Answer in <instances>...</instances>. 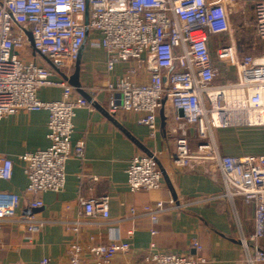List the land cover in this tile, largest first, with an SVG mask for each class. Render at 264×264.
<instances>
[{
  "label": "built area",
  "instance_id": "2783aa9c",
  "mask_svg": "<svg viewBox=\"0 0 264 264\" xmlns=\"http://www.w3.org/2000/svg\"><path fill=\"white\" fill-rule=\"evenodd\" d=\"M247 5L252 8L255 35L264 40V0H0V122L43 110L49 142L44 150L18 157L27 185L21 196L0 192V229L16 217L22 200L37 210L43 206L44 193L61 192L68 161H79L85 170L84 142L71 141L73 119L76 110L88 107L80 92L103 91L121 99L118 107L109 110L110 117L117 109L133 114L136 123L148 129L150 140L160 131L165 103L175 122L193 129L194 148L182 132L175 140L174 169L186 171L198 162L206 176L221 183L222 198L252 206L253 233L242 236L240 243L248 264L264 263V252L256 246L264 235V153L223 155L214 138L216 130L264 127V57L256 59L222 43L230 31V17ZM89 35L90 45L104 53V71L93 86L77 90L68 79ZM147 57L152 58L154 71L146 83L138 84L134 78ZM121 64L126 65L123 72L111 81ZM44 87L60 88L61 98L42 101L38 92ZM156 158L144 154L131 158L126 168L130 192L162 190ZM12 166L0 154V180L11 179ZM109 201L108 196L78 198L75 218L64 206L62 226L68 239L44 245L38 264H50L53 258L67 264H116L117 257L129 256L127 240L99 234V226L108 219ZM173 208L170 200L151 201L130 208L129 215L146 216L156 223ZM20 223L30 234L45 227L33 216ZM190 248L193 253L158 252L151 241L142 252V263L206 264L195 239Z\"/></svg>",
  "mask_w": 264,
  "mask_h": 264
},
{
  "label": "crops",
  "instance_id": "0c3cea01",
  "mask_svg": "<svg viewBox=\"0 0 264 264\" xmlns=\"http://www.w3.org/2000/svg\"><path fill=\"white\" fill-rule=\"evenodd\" d=\"M91 37L89 35L86 39L71 74L72 77L75 69H78L80 86H93L104 71V53L100 48L90 45ZM125 66H117L110 80L113 81L116 75L121 74ZM153 71V60L147 57L146 65L134 80L138 84L146 83ZM221 79L223 82H236V78ZM38 95L45 102L59 100L61 89L44 87ZM91 103H88L87 108L76 110L71 140L72 143L78 140L84 142L85 170H82L79 161H68L62 191L44 193L40 209L32 211L22 200L16 217L4 223L0 229V264H38L44 254V245L59 244L68 239L62 226L64 206L70 207L68 215L75 218L78 198L101 196H108L110 201L108 219L99 226V234L104 239L127 240L131 247L129 256L117 257L116 264H143L142 252L151 241L156 244L155 250L158 252L193 253L190 248L192 239L202 246L201 254L206 264H248L240 239L253 233L252 206L239 201L230 204L222 198L221 183L206 176L198 162L186 171H177L173 167L172 156L177 136L180 132L184 133L194 148L196 141L193 129L175 122L173 111L165 103L161 111L163 119L159 124L160 131L154 140H150L148 129L137 124L133 114L117 109L112 119L120 127L103 115V112L108 114L109 110L119 106L121 99L118 94L110 96L103 91L93 92ZM46 123L47 112L43 110L12 115L0 122V154L5 155L13 164L11 179L0 180V192L21 196L27 179L24 165L18 161V157L48 147ZM130 138L138 142L140 147ZM214 138L223 155L264 153V141L259 143L264 140L261 128L216 130ZM248 138L255 139L253 146L257 147V152L251 153L249 145L243 142ZM143 150L157 157L176 196V203L173 202L175 208L164 212L156 223L146 216L129 215L130 208L151 201H172L163 177V187L158 192L129 191L126 168L133 156L145 155ZM30 216L44 222L45 227L33 234L27 233L26 225L20 222ZM152 230L156 232L154 236L150 234ZM129 231L132 232L131 236L127 234ZM256 246L264 252V235L256 242ZM251 249L250 253L253 254ZM50 264L67 263L64 259L53 258Z\"/></svg>",
  "mask_w": 264,
  "mask_h": 264
},
{
  "label": "rangeland",
  "instance_id": "374dc122",
  "mask_svg": "<svg viewBox=\"0 0 264 264\" xmlns=\"http://www.w3.org/2000/svg\"><path fill=\"white\" fill-rule=\"evenodd\" d=\"M222 43L232 45L238 52L250 54L256 59L264 57V40L255 35L251 6L242 7L238 13L230 17V31L222 39ZM261 129L264 131V127ZM263 141L262 139L259 143ZM243 142L249 145L251 153L257 152V147L253 146L255 139L248 138Z\"/></svg>",
  "mask_w": 264,
  "mask_h": 264
},
{
  "label": "water",
  "instance_id": "95a60500",
  "mask_svg": "<svg viewBox=\"0 0 264 264\" xmlns=\"http://www.w3.org/2000/svg\"><path fill=\"white\" fill-rule=\"evenodd\" d=\"M29 27H27V32H26V35H27V38H28V41H29V43L30 44H32L31 42V36H30V34H29ZM46 63H47V65L48 66H50L51 68H53L52 66H51V64L48 62V61H46ZM78 74H79V71H78V69L76 68L75 69V73L73 74V76L70 78V79H68V83H69V85L71 86V87H73L74 89H77V90H79V87H80V85H79V82H78ZM81 93V95L86 99V101L88 102V103H91V95L90 94H86V93H83V92H80ZM92 104V103H91ZM179 114L181 115V112H179ZM103 115L104 116H106V118H108L109 120H111V122L114 124V125H116L117 127H120L106 112H103ZM161 119H163L162 118V114H161ZM137 146H139L140 147V145L138 144V142H136L135 140H133L132 138H130ZM144 151V153H145V155L146 156H149V157H151L152 155L151 154H149V152H147L146 150H143ZM155 162H156V164H157V167L159 168V170H160V172H161V174H162V177H163V180L165 181V183H166V185H167V187H168V189H169V191H170V194H171V198H172V201L174 202V203H176V196H175V194H174V192L172 191V189H171V187H170V185H169V182H168V180H167V177H166V174H165V172H164V170L160 167V165H159V163H158V160H155ZM32 211H35V209H31Z\"/></svg>",
  "mask_w": 264,
  "mask_h": 264
},
{
  "label": "trees",
  "instance_id": "16d2710c",
  "mask_svg": "<svg viewBox=\"0 0 264 264\" xmlns=\"http://www.w3.org/2000/svg\"><path fill=\"white\" fill-rule=\"evenodd\" d=\"M47 65V64H46ZM48 66V65H47ZM49 67V66H48Z\"/></svg>",
  "mask_w": 264,
  "mask_h": 264
}]
</instances>
